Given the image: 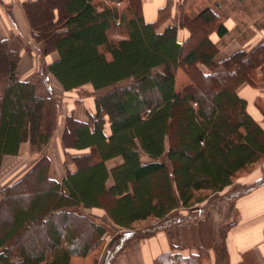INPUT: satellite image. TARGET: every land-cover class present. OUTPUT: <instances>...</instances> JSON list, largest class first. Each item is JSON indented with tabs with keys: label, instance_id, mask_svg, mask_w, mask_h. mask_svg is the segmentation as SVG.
I'll use <instances>...</instances> for the list:
<instances>
[{
	"label": "trees",
	"instance_id": "obj_1",
	"mask_svg": "<svg viewBox=\"0 0 264 264\" xmlns=\"http://www.w3.org/2000/svg\"><path fill=\"white\" fill-rule=\"evenodd\" d=\"M48 1L23 4L27 17L35 19L31 5ZM52 1L61 7L48 6L50 23L60 26L44 38L57 53L46 72L63 92L91 88L93 113L84 121L70 115L63 127L68 150L86 153L69 156L75 168L64 162V175L55 178L49 158L39 153L54 135L56 101L50 91L42 94L35 79L18 78L19 55L0 40L9 62L0 73V168L26 144L39 155L18 180L0 188V264H73L90 257L112 236L85 213L92 210L101 211L122 238L113 251L108 249L103 264H113L122 244L141 233L143 239L163 232L171 242L182 230L192 240L186 229L195 220L211 223L198 206L211 196L237 198L249 192L253 185L234 193L238 177L264 160V130L239 92L242 86L255 92L254 105L264 120L257 103L264 90L253 79L256 70L264 72V41L218 59L209 31L222 38L228 29L208 7L192 18L180 5L172 16L170 0H165L148 22L142 0ZM197 23L204 28L200 38L193 33ZM178 68L192 83L180 90L175 86ZM117 158L121 163L107 168ZM35 174L27 202L20 188ZM146 221L153 224L137 232L136 225ZM74 222L87 227L90 237H80ZM40 224L49 225L48 243L35 247L22 240L21 247L12 246L27 228ZM126 231L131 234L121 235ZM170 245L154 264L206 259L201 246L183 255L179 246Z\"/></svg>",
	"mask_w": 264,
	"mask_h": 264
},
{
	"label": "rangeland",
	"instance_id": "obj_2",
	"mask_svg": "<svg viewBox=\"0 0 264 264\" xmlns=\"http://www.w3.org/2000/svg\"><path fill=\"white\" fill-rule=\"evenodd\" d=\"M94 1L103 3L106 0ZM143 1L144 0H142V13L144 11ZM48 6H51V8L54 9L56 7H61V3L59 1L49 0L48 2H46V4L41 3L40 5H31L29 7L30 11L31 14H33L35 17L33 21L27 17V10H25L24 8L27 21L29 20L28 22H32V27L30 26L32 31L34 29L36 32H42V36L39 38H36L35 36H32V39L29 38L28 45L30 49H28V46H24L25 48L23 47L21 49L23 43L27 45L25 42V38H22L23 43L21 44H19L17 40L9 42L12 46L20 48V50H18L17 48H11V50L15 54L17 53V55H19L22 52V55L25 54V56H27V58H24L26 61L23 63L21 62L20 66H18L19 63H17L18 78L23 81L35 79L37 81V86L42 92V94H48V91H50L54 96V100L56 101L57 114L56 126L54 128L53 133L54 135L48 142V144L44 147L43 151L39 153V155L45 153L49 160L52 161V167H56V170L61 173V175H59L57 178L59 180L64 175V162L66 164V167H68L70 170L75 168V165L70 163L71 161L69 159V156L81 155L86 153L83 151H74L71 149L68 150V148L66 147V145L69 144L68 139H66L65 137L63 138V127L65 123L68 122L66 120V117L71 115L77 120L78 118H83L84 120H87L88 113H93V95L90 94L91 88L88 85L80 89L73 90L71 92H63L60 87L56 84V82L49 76V74H47L46 69L48 63L57 60V56H54L55 54L57 55V53H55L50 44L47 45L44 42V38H47L48 36L50 37V34H52L53 31H55V29H58L60 26V23L54 25L56 27L51 25ZM178 6H180L182 13H186L189 17L192 18L197 15L200 10L205 7H208L209 9H212L214 13H216V16L220 18V22L228 28L227 35L222 38H217L214 35V32L209 31L213 42L218 48V59L228 56L235 50H249L255 44L264 41V0H170V12L172 16L174 14L176 15ZM166 23H168V20L162 22L161 26L159 27V30ZM203 29L204 28L201 27L200 23H197V26L193 28V33L195 34L196 38H200ZM112 36H115L114 32H112ZM4 53L5 50L2 46H0V73L6 72L9 67V62L7 61ZM262 54L263 53H261L260 51L259 56H263ZM255 73V77L253 76V79L256 81L255 87L262 88V90H264V72L256 70ZM190 79L191 78L189 77V75L184 72L182 68H178L175 73L176 89L180 90L186 85H191L192 83ZM1 81L3 80H0V83ZM202 92L204 91L202 90ZM252 93L254 92H251L250 94ZM257 103L264 111V95L257 99ZM262 123L264 124V120H262ZM104 129L105 133L108 135L109 128L106 126ZM62 141L65 143L64 145L62 144ZM39 155L35 154L31 150L30 146L26 144L22 147L18 156L6 158L0 168V188L18 180L31 166L34 165V163L38 160L37 158ZM91 161L92 159L89 161L85 160L79 162L78 165L80 167H83L89 164ZM119 163H121V159L117 158L108 161L106 163V166L107 168H111ZM261 165L262 162L250 167L246 172L240 174L236 183H244L234 186L235 194L240 193L243 188L251 186L250 181L252 180V177L254 175L253 172L257 170V168ZM54 176L56 178L55 172ZM36 179L37 174L29 178L26 185L20 188V192L23 193L24 200H26L27 202L29 201L32 195L33 189L32 187V189H28V186ZM209 199V202H205L204 204L199 205L198 208L203 210L204 217L211 221L212 224L210 222L207 223L206 221L195 220L193 224L189 226V229H186L184 227L186 231L191 233L192 240L189 238V236H186L185 238L182 230H178L177 233L175 232L171 242L169 241L167 235L165 233L164 234L168 239L170 248V243H172V245L174 246H179L180 250H189V253L194 254L196 251L193 248L200 246L202 248H205L207 256L204 260L203 257L201 258L200 264H229L227 263L226 259V249L224 241L227 231L231 228L230 224L233 213V205L235 203L236 198H229L228 195L224 196L222 193L221 195L219 194L211 196ZM104 203L107 204V198L104 199ZM85 213L91 219L95 220L96 222H100L102 225H104L108 230V233H111L112 236H106V240L100 243L98 250L92 253L90 257H87L82 260H75L73 264H103L108 249L113 251V249L119 244V241H121L122 238L120 240V237H117L114 234L115 231L113 230L112 225L107 221L106 218H103L105 216L101 211L92 210L87 211ZM213 219H216L215 226L217 227V230L215 232L212 231ZM151 224L153 223L150 221L137 224L136 231L138 232L139 229H145ZM71 225H74V227H78L80 237L85 239L86 237H90L91 232L84 225L75 224V222ZM48 228L49 225L43 226L42 224L27 228V230L11 244L15 248L21 247L22 240L31 241L30 244H33L35 247L37 246L36 242L46 244L49 242L46 237V232ZM121 233V235L131 234L129 231ZM36 235L38 241H36ZM142 235V233L140 235H137L139 239L133 238L131 241L129 240L130 242H125L124 244H122V247L125 245L122 249L123 251L121 250L122 252L116 256L113 264H118V260L125 256L126 251L134 243L144 242L145 240L150 238L146 237L141 239ZM118 236H120V233ZM39 247L42 248L45 246L39 245ZM244 262L245 264L254 263L252 262V260L248 261L247 259H244Z\"/></svg>",
	"mask_w": 264,
	"mask_h": 264
},
{
	"label": "crops",
	"instance_id": "obj_3",
	"mask_svg": "<svg viewBox=\"0 0 264 264\" xmlns=\"http://www.w3.org/2000/svg\"><path fill=\"white\" fill-rule=\"evenodd\" d=\"M27 2H35V0H0V40H5L9 49L20 50L19 47L12 46L9 41L17 40L21 44L23 43L22 38H25L27 45L23 43L21 49L24 46L30 49L28 40L32 39L35 32L30 28L24 12L23 4ZM143 2V14L148 22L155 20L157 11L165 4V0H144ZM19 56L18 66L26 61L24 58H27L25 54L22 55V52ZM239 92L248 101V114L264 130L263 117L254 105L255 92L250 94L253 91L247 86H242ZM78 120L84 119L78 118ZM52 169L57 179L61 173L56 170V167ZM253 174L250 184H255L249 192L237 197L233 205L231 228L227 231L224 241L226 259L229 264H245L244 259L252 260L254 263L251 264H264V160ZM215 220L212 221L214 232L217 230ZM169 248L166 235L158 232L144 242H136L130 246L125 256L118 260V264H154V259L159 254L168 251ZM188 253V250L182 251L183 255Z\"/></svg>",
	"mask_w": 264,
	"mask_h": 264
},
{
	"label": "bare ground",
	"instance_id": "obj_4",
	"mask_svg": "<svg viewBox=\"0 0 264 264\" xmlns=\"http://www.w3.org/2000/svg\"><path fill=\"white\" fill-rule=\"evenodd\" d=\"M33 17H34V15H33ZM104 219L106 218V217H103Z\"/></svg>",
	"mask_w": 264,
	"mask_h": 264
}]
</instances>
